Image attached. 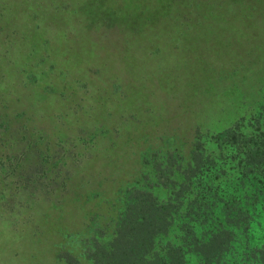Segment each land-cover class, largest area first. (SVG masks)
<instances>
[{"label":"rangeland","instance_id":"1","mask_svg":"<svg viewBox=\"0 0 264 264\" xmlns=\"http://www.w3.org/2000/svg\"><path fill=\"white\" fill-rule=\"evenodd\" d=\"M54 1L56 3L59 0ZM4 2L7 7L0 18L11 20L23 28L26 16L18 6L20 0ZM71 2L82 3L78 16L56 19L38 34L28 30L30 37L27 43L19 42V50L4 43L0 37V93L5 88L9 98L5 97L8 100L7 106L3 109L0 107L2 120L9 124L8 130L0 128V165L6 148L8 152L17 153L25 150L20 162L26 163L24 169H27L28 163L38 155L36 150L46 140L54 143V156L57 158L60 155L58 142L66 144L68 124L56 118L61 105L48 82L50 80V83L58 85L64 74L81 78L87 63L92 64L88 68L93 66V70H102L103 76L96 78L97 75L91 72L85 76L94 86L100 85L101 88L96 92L95 88L98 87H94L91 91L99 104L89 118L84 114L80 116L81 124L91 126V129L98 128L99 122L109 124L105 105L109 103L108 91H105L109 86L108 80L112 78L114 70L118 69L113 65L114 61L128 50V58L135 56L142 61L140 72H135L139 81L133 83L130 90L132 107L129 108L151 119L153 113L146 114L142 108L145 103L141 105L140 102L142 99H153L159 110L154 115L157 118L155 124L158 131L155 133L153 130L156 138L147 145L151 144L154 149L158 147L162 154L169 148H179L188 158L197 146L202 157H207L201 177L205 172L212 179L204 178L198 185V200L209 211L200 212L198 216L189 215L190 219L186 220L185 212L179 209L181 217L174 222L162 243L169 240L181 244L185 237L183 229L186 228V222L193 226L198 239L207 238L208 233L217 228V223L224 224L222 203L230 196H239L240 202L252 204L253 211L256 208L262 209L254 213L250 220L254 238L249 247L260 248L264 244V203L250 198L252 203L248 198H241L244 191L236 178L242 172H248L253 179H261V175L264 178V170L260 166L246 162L250 159L254 161L256 154L264 159V23L258 24L264 21V0ZM67 23L71 26H67ZM69 38L74 41L75 55L72 60L81 59L83 63L82 69L78 71H71L65 67L67 63L61 61L64 56H69ZM46 40L49 47L44 45ZM38 43L41 48H37ZM51 47V55L57 62L54 67L44 62L45 53ZM155 49L159 50L158 53L149 54ZM120 73L125 77L123 71ZM141 78L144 80L141 81ZM68 123L74 128V124ZM235 128L239 129L241 138L230 145L228 140L223 139L222 132ZM68 131L74 132L73 129ZM32 142L37 143L33 151H26L28 143ZM258 144L263 145V148H257ZM109 146L108 141L100 142L99 147H94L93 154L101 158L92 163L90 158L84 160L87 166L84 172L88 173L81 176L83 180L90 179L91 185L100 188V184L96 183L93 174L89 172H118V185L132 180L136 172H152L147 165L141 164V153L137 150L128 160H116V156L107 152ZM258 150L261 152L257 153ZM121 160L124 163H120ZM53 161L42 160L43 164L48 163L49 166ZM70 164L71 172H82L80 164L72 160ZM195 177L184 191L185 200H193L198 192L193 183ZM252 178L246 182V186L251 184L255 188ZM30 186L34 193L38 191V182L31 181ZM74 190L83 192L78 182ZM155 192L163 194L159 190ZM260 193L264 194V191ZM72 207L70 201H67L64 209L68 212ZM42 208L35 207L31 219H48V211L51 215L57 211L48 210L42 215ZM97 208L95 201H90L86 206V210L90 211ZM20 210L22 213L19 217L8 214L0 206V264H68L58 257V246L63 238L60 231L56 230L60 226L59 222L51 226L45 222L42 231L27 220L24 209ZM67 212L64 217L67 219L63 221L65 226L82 237V243L73 240V246L77 249L82 246L85 248L87 236L93 234L94 225L87 228L86 216L82 214L76 220L67 221ZM113 222L107 227L109 231L113 229ZM29 226L32 233L28 232L21 237ZM186 244L184 264H217L215 260L203 259L199 249L192 246L189 239ZM247 246L242 235L239 244L234 245V250H228L231 256L227 264H247L250 259ZM36 250L39 253L34 255ZM201 250L207 251L206 248ZM83 254L85 257L86 253ZM78 264H88V261L84 259Z\"/></svg>","mask_w":264,"mask_h":264},{"label":"trees","instance_id":"2","mask_svg":"<svg viewBox=\"0 0 264 264\" xmlns=\"http://www.w3.org/2000/svg\"><path fill=\"white\" fill-rule=\"evenodd\" d=\"M18 6L22 8L21 12L26 16L24 27L21 28L11 20L7 21L1 17L0 19L3 20H0V37L4 43L19 50L21 47L19 42L27 43L30 37L28 30L38 34L56 19L78 16L77 13L82 3L75 4L71 0H59L56 3L54 0H20ZM6 7L4 0H0V16H3ZM262 23L264 21L258 24ZM67 26L71 25L67 23ZM68 42L69 56H64L61 61L66 62L68 66L65 67L71 71L81 70L83 66L81 59L72 60L75 55L74 41L69 38ZM44 43L45 47H49L47 40ZM36 46L41 48L39 43ZM158 51L155 49L149 54L158 53ZM51 52L52 47L45 53L44 62L54 67L57 62L53 59ZM127 53L130 52L125 51L123 56L113 63L120 72L123 71L125 77H122L118 69L114 70L105 91H108L109 103L104 104L107 108L109 124L104 125L99 122L96 129H91V126H82L80 116L84 114L89 118L99 104L98 99L93 96L91 91L94 87H98L95 88L97 92L101 86H94L91 80L85 76L91 72L97 75L96 78H102L103 71L96 68L93 70V66L88 68L92 64L87 63L84 65L85 74L81 78H72L64 74L58 85L50 83L49 80L51 90L54 91L55 98L61 105L56 118L62 123L68 124L66 144L58 142L60 155L56 158L53 154L54 143L46 140L42 143L41 148L36 150L38 155H35V159L28 163L27 169H24L26 163L20 162L25 150L17 153L15 151L8 152L6 148L2 155L4 160H1L2 164L0 165V198L2 200L0 206L4 207L8 214L19 217L22 213L20 209H24L27 220L36 224V228L42 231L45 222L50 223L51 226L58 221L60 226L56 230L60 231L61 238L63 236L61 245L58 246L60 250L58 257L68 264H78L84 259L88 261V264H184L186 259L184 244L187 239L192 246L199 249L203 259L215 260L217 264H227V259L231 256L228 250L231 252L234 250V245L239 244V237L242 235L248 244L247 255L250 259L247 264H264V244L260 248L249 247L254 238L250 220L254 213L262 209L256 208L253 211L252 204L240 202L239 196H237L238 198L230 196L222 203L221 211L224 224L217 223V228L209 232L207 238L198 239L193 232V226L186 222V228L183 229L185 237L183 242H180L181 244L177 245L169 240L162 243L174 222L180 219L179 209H182V213L185 212L186 220L190 219V216L200 215V212L209 211L205 205L201 204L203 202L198 200L200 194L198 185L204 178L210 181L212 179L205 172L201 177L207 157H202L197 146L193 148L191 157L188 158L189 156L185 157L182 149L179 148H169L162 154L157 149L158 147L154 149L151 144L147 145L156 138L153 133L158 131L155 124L157 118L155 119L154 115L159 110L153 99H140L141 105L143 102L145 103L142 106L144 112L146 114L153 113L151 119L143 116L144 113L134 112L133 108H129L132 107L130 106L132 101L130 90L133 88V83L139 81L135 72H140L142 61H139L135 56L128 58ZM64 63L63 65H65ZM5 97H7L6 89L3 88L0 93L2 109L8 104L7 99L9 98ZM2 109L0 108V128L8 130V122L1 118ZM68 122L74 124V128H71ZM68 129H73L74 132H69ZM238 131L239 129L235 128L222 132L223 139L228 140L230 145L235 144L241 138ZM102 141L109 142L110 146L107 152L116 156V160L122 158L128 160L134 156V150H137L139 154L141 153V164L147 165L152 172H136L132 180L126 183L121 182L122 185L116 184L118 172H89V174H93L96 183L100 184V188L91 185L90 179L83 180L81 177L88 173L84 172L87 167H85L84 160L90 158L92 163L101 158L98 154L94 155L93 150L95 146L99 147V143ZM36 144L28 143L26 151L32 152ZM257 148H263V145L258 144ZM260 152L257 151V153ZM53 159L50 166L48 163L43 164L42 162V160L47 162ZM71 160L83 167H80L82 172H74V170L71 172ZM246 162L260 166L264 170V159L258 157L257 154L254 161L250 159ZM120 163H124V161L121 160ZM96 168L98 170V167ZM129 173L131 172H127V174ZM256 175L258 176V174ZM193 176L198 177L193 180L198 192L193 200H185L184 191L189 188V184L191 185ZM260 177L262 178L255 177L257 179H253L248 172H242L236 178L240 188L244 191L241 198H248V201L252 203L253 200L250 198L264 203V194L260 193V191H264V178L263 175ZM250 178L255 183V188L251 184L246 186V182ZM31 181L38 182L36 193L31 191ZM77 182L83 188V192L79 193L74 190ZM256 184L258 185L256 186ZM244 186L246 187L244 188ZM107 187H114V189H107ZM156 190L162 191L163 194L155 192ZM67 201H70L73 206L68 212L64 209ZM90 201L97 203V210H86ZM35 207H43L42 215L48 210L57 211L52 215L48 211L46 216L49 217L48 219H31ZM73 209H76L74 213ZM66 212L69 214L67 221L76 220L82 214L86 216L87 228L94 225L93 234L87 236L85 248L82 246L77 249L73 246V240L81 241L82 237L78 235V232H71L65 226L63 221L67 219L64 218ZM110 222H113L111 231L107 228ZM30 229H32L30 226L26 227L21 237L30 232ZM202 248H206L207 251H202ZM84 252L86 253L85 257H83ZM38 253L36 250L34 255ZM226 254L228 256H225Z\"/></svg>","mask_w":264,"mask_h":264}]
</instances>
